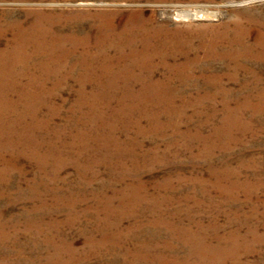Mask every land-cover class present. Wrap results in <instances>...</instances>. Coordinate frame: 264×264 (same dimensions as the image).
<instances>
[{"label": "rangeland", "instance_id": "1", "mask_svg": "<svg viewBox=\"0 0 264 264\" xmlns=\"http://www.w3.org/2000/svg\"><path fill=\"white\" fill-rule=\"evenodd\" d=\"M0 264H264V0H0Z\"/></svg>", "mask_w": 264, "mask_h": 264}]
</instances>
